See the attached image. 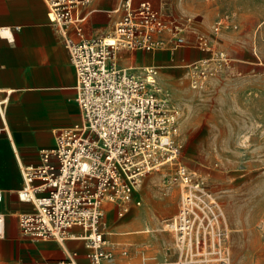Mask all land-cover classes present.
I'll return each instance as SVG.
<instances>
[{"label": "built area", "instance_id": "1", "mask_svg": "<svg viewBox=\"0 0 264 264\" xmlns=\"http://www.w3.org/2000/svg\"><path fill=\"white\" fill-rule=\"evenodd\" d=\"M44 1L76 72L82 120L55 132V146L41 152L39 166L23 168L18 196L35 209L19 218L21 232L61 245L80 240L88 264H117L106 239V204L115 207L119 218L127 216L141 205L134 196L143 177L175 166L173 181L186 196L168 224L179 254L167 264H232L222 206L217 200H192L194 192L203 196L206 189L179 163L180 111L158 82V68L126 65L122 55L174 53L184 47L208 52L187 66L191 87L199 90L229 65L231 58L217 44L222 30L233 26L230 20L218 18L212 33L206 34L198 31L195 18L174 16L150 1L134 5V0H121L113 11L119 17L111 32L90 35L85 26L93 0ZM3 223L0 217V226ZM121 254L127 256L128 251ZM60 264H81L78 253Z\"/></svg>", "mask_w": 264, "mask_h": 264}, {"label": "rangeland", "instance_id": "2", "mask_svg": "<svg viewBox=\"0 0 264 264\" xmlns=\"http://www.w3.org/2000/svg\"><path fill=\"white\" fill-rule=\"evenodd\" d=\"M168 1L174 10L168 12L195 18L200 32L211 34L220 17L233 25L222 30L217 44L231 58L229 65L202 89L191 87L187 66L208 52L193 50L191 54L185 48L178 57L155 64L158 82L180 111L183 151L179 163L201 179L206 189L203 196L194 192L192 200H217L222 206L232 264H264V0ZM198 55L203 56L194 60ZM141 56L150 55L134 54L133 58ZM144 58L143 63L152 64ZM175 170V166H165L147 173L136 193L141 205L123 218L106 204V239L118 256L128 251L130 264L144 260L167 264L178 257L175 234L168 227L157 230L177 215L186 196L173 181ZM136 215L137 223H129ZM146 226L152 232L122 235ZM134 236L144 239L134 241ZM129 258L119 263L127 264Z\"/></svg>", "mask_w": 264, "mask_h": 264}, {"label": "crops", "instance_id": "3", "mask_svg": "<svg viewBox=\"0 0 264 264\" xmlns=\"http://www.w3.org/2000/svg\"><path fill=\"white\" fill-rule=\"evenodd\" d=\"M141 1L174 12L173 3L168 0H160L157 6L154 4L157 0H134L133 4ZM118 5L117 0H93L88 7L86 32L110 33L119 17L113 13ZM185 48L191 54L193 50L199 52L188 47L175 53L123 51L126 57L123 63L159 69L156 62L176 58ZM134 54L150 55L145 58H150L152 64L143 63V56L134 59ZM76 86L77 76L69 52L49 22L45 1L0 0V125L5 127L0 134V217L4 219L0 226V264H60L75 251L78 261L88 264L83 241L67 240L61 245L32 240L21 232L19 224L22 214L35 209L31 202L18 196L24 186L23 168L39 166L41 152L55 146V132L82 120ZM125 258L129 256L116 254L117 264ZM130 260H126L127 264Z\"/></svg>", "mask_w": 264, "mask_h": 264}, {"label": "bare ground", "instance_id": "4", "mask_svg": "<svg viewBox=\"0 0 264 264\" xmlns=\"http://www.w3.org/2000/svg\"><path fill=\"white\" fill-rule=\"evenodd\" d=\"M168 194H169V193H168ZM166 202H167L168 204H170V203H172V200H167ZM137 217H138L137 215L134 216V217L130 220L129 223L136 224V223H137V219H138ZM114 219H116V218H114ZM167 227L169 228V225H165L164 228L158 227L157 230H159V231H164V230H167ZM147 232H152L151 228L148 227V226H146L144 229L138 230V231H136V232L126 231V232L122 233V235L128 237V236H132L133 234L141 235V234H143V233H147ZM139 239H140V240H143L144 237L134 236V241H135V240L137 241V240H139Z\"/></svg>", "mask_w": 264, "mask_h": 264}]
</instances>
